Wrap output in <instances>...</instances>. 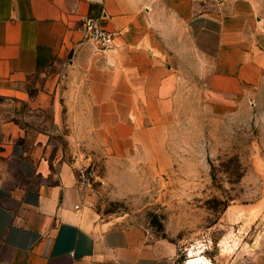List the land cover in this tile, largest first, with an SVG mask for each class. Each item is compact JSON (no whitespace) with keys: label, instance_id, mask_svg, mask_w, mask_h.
<instances>
[{"label":"crops","instance_id":"obj_1","mask_svg":"<svg viewBox=\"0 0 264 264\" xmlns=\"http://www.w3.org/2000/svg\"><path fill=\"white\" fill-rule=\"evenodd\" d=\"M87 17L114 34L107 50ZM193 102L255 124L264 0H0V264H177L176 243L88 204L95 185L76 166L92 163L109 191L202 173L186 166L206 124L188 121Z\"/></svg>","mask_w":264,"mask_h":264},{"label":"rangeland","instance_id":"obj_2","mask_svg":"<svg viewBox=\"0 0 264 264\" xmlns=\"http://www.w3.org/2000/svg\"><path fill=\"white\" fill-rule=\"evenodd\" d=\"M189 106L188 121L206 124L193 126L203 136L192 142L198 157L186 166L202 173H176L170 182L147 173L126 191H109L98 180L88 204L103 218L176 243L177 264H264V111L253 125H234L228 115ZM228 206L233 220H221Z\"/></svg>","mask_w":264,"mask_h":264},{"label":"built area","instance_id":"obj_3","mask_svg":"<svg viewBox=\"0 0 264 264\" xmlns=\"http://www.w3.org/2000/svg\"><path fill=\"white\" fill-rule=\"evenodd\" d=\"M204 10L221 9L227 0H193ZM83 29L87 36L94 40L99 49L107 50L114 42V34L101 26L99 19L87 17L83 21ZM77 181L81 188H88L99 180V174L96 167L84 160L77 163L76 166Z\"/></svg>","mask_w":264,"mask_h":264},{"label":"bare ground","instance_id":"obj_4","mask_svg":"<svg viewBox=\"0 0 264 264\" xmlns=\"http://www.w3.org/2000/svg\"><path fill=\"white\" fill-rule=\"evenodd\" d=\"M204 264H211V262L210 261H207V263H204Z\"/></svg>","mask_w":264,"mask_h":264}]
</instances>
